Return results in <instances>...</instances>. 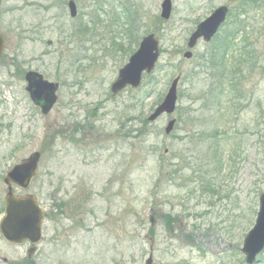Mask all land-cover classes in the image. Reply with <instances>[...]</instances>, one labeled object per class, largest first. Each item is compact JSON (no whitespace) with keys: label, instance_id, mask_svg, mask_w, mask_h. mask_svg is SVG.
<instances>
[{"label":"rangeland","instance_id":"374dc122","mask_svg":"<svg viewBox=\"0 0 264 264\" xmlns=\"http://www.w3.org/2000/svg\"><path fill=\"white\" fill-rule=\"evenodd\" d=\"M68 1L0 0V215L5 172L34 152L38 175L26 193L49 214L32 259L0 238V264H144L149 255L154 264H244L264 193V0L250 10L243 0H171L168 21L163 0H141L136 34L155 33L160 58L140 88L115 97L130 51L126 16L117 5L112 24L108 6L109 15L97 11L104 0H70V18ZM221 6L229 20L219 41H200L182 59L190 33ZM228 32L218 73L208 56ZM241 45L254 48L249 64ZM26 72L59 85L45 115L25 91ZM178 74L176 112L148 123ZM171 118L181 121L165 137ZM59 202L68 205L61 214Z\"/></svg>","mask_w":264,"mask_h":264},{"label":"water","instance_id":"95a60500","mask_svg":"<svg viewBox=\"0 0 264 264\" xmlns=\"http://www.w3.org/2000/svg\"><path fill=\"white\" fill-rule=\"evenodd\" d=\"M70 16L76 15V8L73 2L68 4ZM170 0H164L161 5V16L167 19L170 14ZM226 9H218L209 19L203 22L192 34L188 41V48H193L200 37L205 41L216 33L220 24L224 21ZM5 38L0 34V58L5 47ZM158 42L153 35H149L141 41L138 50L130 57L129 63L119 72L117 80L112 84L111 92L117 94L126 86L137 88L141 82L143 72L149 74L158 59ZM185 58H191V53H186ZM28 84L26 90L31 101L40 107L43 114H47L56 101L57 85L50 84L42 80L36 73H28L25 77ZM178 78L175 79L161 105L155 110L149 121H154L157 117L171 114L176 103V86ZM174 120L169 122L165 134L169 135L174 127ZM40 155L34 154L29 159L22 161L15 166L6 176L7 185H15L24 190L36 175L37 163ZM44 218L42 210L38 207L36 200L31 196L16 198L12 189L9 188L5 198L4 217L0 221V234L8 242L22 244L29 242L37 244L41 238V226ZM264 249V193L259 197V212L252 230L245 237L242 253L246 256L245 262L253 264L256 256ZM34 251L32 248L29 253ZM146 264H152L151 257Z\"/></svg>","mask_w":264,"mask_h":264},{"label":"trees","instance_id":"16d2710c","mask_svg":"<svg viewBox=\"0 0 264 264\" xmlns=\"http://www.w3.org/2000/svg\"><path fill=\"white\" fill-rule=\"evenodd\" d=\"M96 1V0H95ZM109 2L111 3V5L109 6ZM117 5L119 8H117ZM105 6H108V8L110 9L111 11V15H112V20H111V23L113 24L114 23V13L115 12L113 9L117 8L119 11H121V14L125 17L126 16V26L124 27V30L123 32L126 33L127 37L129 38L130 42H129V49L130 51H128V53L131 52V49H130V46L132 48L133 45H136L137 46V43H138V35L136 34L137 33V28H136V24L139 23V20L137 19V12L138 10L140 9V0H108V1H105L100 4V5H97V11H102L104 12L106 15H109V13L107 11H103ZM116 14V13H115ZM110 24V25H112ZM223 48L224 46L221 47V50H216L214 53H212V55L208 56L209 57V68L208 69H211V68H215L216 67V64H217V68L216 70L218 71L219 73V66L221 63H217L215 62L216 61V56L219 52L220 55H223L225 56L226 55V50L223 52ZM254 52V48H252V46L250 45H247L245 46V53L244 54H247L246 57L247 59H245V62L247 63V61H251V56ZM204 60V58L202 59ZM245 62H241L239 64L236 65V70L234 71V69H232V72H233V75H238V73L242 72L241 71V67L245 64ZM238 72L235 74V72ZM196 73H194L193 71H191L189 73V75H191L192 77L195 75ZM221 74H218V78L216 80H220L221 78ZM211 81H213L212 79H210ZM216 80H214L213 82H217ZM202 95V94H201ZM181 116V115H180ZM178 121H181V118H179L177 120ZM146 122V121H145ZM147 123V122H146ZM143 124L145 125V123L143 122ZM209 131L205 130L204 131V135L205 137L207 136V133ZM219 161V160H218ZM221 167V165H220ZM176 173V172H175ZM62 202V201H61ZM60 203V202H59ZM68 206V205H66ZM65 203H60L59 205L56 206V208H58V214H61L63 212V209H65ZM49 217V215H48Z\"/></svg>","mask_w":264,"mask_h":264}]
</instances>
